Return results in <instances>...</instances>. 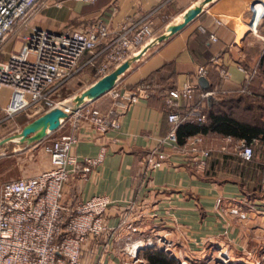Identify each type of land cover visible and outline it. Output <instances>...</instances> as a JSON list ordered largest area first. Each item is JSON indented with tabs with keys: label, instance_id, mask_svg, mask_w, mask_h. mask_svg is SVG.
I'll list each match as a JSON object with an SVG mask.
<instances>
[{
	"label": "crops",
	"instance_id": "crops-1",
	"mask_svg": "<svg viewBox=\"0 0 264 264\" xmlns=\"http://www.w3.org/2000/svg\"><path fill=\"white\" fill-rule=\"evenodd\" d=\"M203 1L51 0L31 20L34 27L58 32L83 29L98 19L115 30L124 22L149 17L154 30L153 40L139 52V57L138 53L129 58L128 68L115 81L122 89H132L146 78L153 83L147 98L130 104L120 114L117 130L99 134L87 122L72 127L65 119L46 136L73 133L76 142L71 154L79 159L94 157L101 146L105 148L101 163L84 177L70 172L62 191L61 202L68 209L97 194L111 201L103 214L105 230L99 236H88L80 246L81 264H150L146 254L151 249L144 244L158 237L170 242L169 257L174 264H215L218 250L227 251V264H264V159L255 157L250 164L244 163L237 154L242 139L203 134L204 147L209 150L203 170L190 168L168 148L165 151L169 158L159 168L147 171L143 162L144 154L157 147L170 128L163 96L185 83L203 89L199 77H195L199 66L207 70L203 76L208 82L206 89L215 86L227 93L241 86L248 72L255 69L249 90L264 101V45L259 36L249 32V27L255 26L264 37V0ZM196 6H200L199 13L169 34L168 28L181 23L187 10ZM210 35L216 39L211 40ZM90 57L89 53L82 55L74 77L52 93L54 101L69 96L73 82L85 81L87 88L96 81L94 67L87 63ZM100 60L101 56L94 63ZM220 68L228 72L226 79L221 78ZM5 90L8 89L0 90V108L6 105ZM100 97L90 101L104 111L111 99ZM193 106L202 112L208 108L197 92L190 101L183 99L180 109L186 112ZM21 114L27 117L25 121L20 119ZM40 114L36 108L18 114L12 129L19 132L32 120L31 116ZM43 139L24 142L29 146ZM253 143L256 146L259 142L253 139ZM47 165V158L35 164L29 176L47 169ZM218 198L220 208L215 205ZM233 205L245 210L248 218L239 220L230 215L227 209ZM131 246L136 249L135 258L128 253Z\"/></svg>",
	"mask_w": 264,
	"mask_h": 264
},
{
	"label": "built area",
	"instance_id": "built-area-1",
	"mask_svg": "<svg viewBox=\"0 0 264 264\" xmlns=\"http://www.w3.org/2000/svg\"><path fill=\"white\" fill-rule=\"evenodd\" d=\"M50 1L0 0V90H10L8 102L0 111L6 118L27 113L31 108L43 113L60 106L66 98L56 102L51 95L74 77L84 53L91 55L87 63H92L97 80L138 54L154 38L149 17L137 22H124L115 30L99 19L83 29L58 32L32 26L33 16ZM79 1L92 3L96 0ZM249 32L259 36L264 45V37L258 34L255 26H250ZM210 39L216 38L210 35ZM98 46L99 50L95 51ZM100 56L101 60L94 63ZM206 73L205 66H199L195 77ZM219 74L223 79L228 77L223 68L219 69ZM255 74V69L248 72L237 92L251 95L248 83ZM151 89V84L145 81H140L132 89H122L114 84L107 92L111 104L106 110L92 105L90 100L77 102L75 99L76 107L62 104L67 116L61 119L60 124L65 119L72 127L87 122L99 134L117 130L120 114L130 104L147 98ZM196 92L200 99H205L226 91L215 86L199 89L197 85L185 83L165 93L163 101L170 128L159 139L158 146L144 154L147 171L159 168L169 158L165 148L181 156L183 162L194 170H203L207 166L209 150L204 147L203 134L188 136L182 143L178 142L176 135L184 120L181 101H190ZM187 115L198 121L205 118L198 106L188 108ZM46 136L41 148L48 157L49 167L36 175L10 179L0 185V264H81L82 242L90 235H101L106 228L103 214L111 203L107 196L93 195L78 202L73 209L66 208L61 202L69 173L79 172L84 177L101 163L105 148L101 146L94 157L79 159L71 154L76 142L73 133ZM237 154L249 160L252 157L251 145L240 140ZM262 184L264 186V172ZM215 205L220 208V198ZM247 206L254 209L252 204ZM227 212L239 220L248 218L247 212L239 205L230 206ZM156 244L171 255V244L165 238L148 239L144 245L156 248ZM130 248L128 253L135 258L136 249ZM228 261L227 251L218 250L216 264H227Z\"/></svg>",
	"mask_w": 264,
	"mask_h": 264
},
{
	"label": "trees",
	"instance_id": "trees-1",
	"mask_svg": "<svg viewBox=\"0 0 264 264\" xmlns=\"http://www.w3.org/2000/svg\"><path fill=\"white\" fill-rule=\"evenodd\" d=\"M142 81L152 83L150 78ZM202 101L208 104V108L201 111L205 116L202 121L188 116L187 111L183 112L184 120L176 130L179 143H182L186 137L196 134L228 135L242 139L251 145L252 157L249 160L242 159L244 163L250 164L255 157L264 159L263 99L233 90L207 97ZM253 139H257L258 145H254ZM148 249L151 250L147 252L146 259L150 264H174V261L163 250Z\"/></svg>",
	"mask_w": 264,
	"mask_h": 264
},
{
	"label": "rangeland",
	"instance_id": "rangeland-1",
	"mask_svg": "<svg viewBox=\"0 0 264 264\" xmlns=\"http://www.w3.org/2000/svg\"><path fill=\"white\" fill-rule=\"evenodd\" d=\"M36 24L40 25L36 21ZM73 82L74 86L71 88L72 92L66 97V103L69 104L70 101L76 99V97L85 89V81ZM69 86V85H68ZM10 95V90H5L3 92V100L7 103ZM108 95L104 94L102 97L105 99ZM69 98V99H68ZM92 105H96L95 101H91ZM24 113V112H23ZM1 114V113H0ZM31 114V113H30ZM22 121H25L27 117L24 114L19 115ZM34 116V115H33ZM33 116L29 119H33ZM0 185L10 179L29 176L32 172V168L35 164L39 162H44L46 160L49 162L48 157L43 152L41 142L33 145H27L23 141L21 143L18 138L14 137L18 132L12 129L13 118H6L5 115H0ZM30 117V116H29ZM47 165L45 168H48ZM32 175V173H31ZM216 258V256H214ZM216 264V262L214 261Z\"/></svg>",
	"mask_w": 264,
	"mask_h": 264
},
{
	"label": "water",
	"instance_id": "water-1",
	"mask_svg": "<svg viewBox=\"0 0 264 264\" xmlns=\"http://www.w3.org/2000/svg\"><path fill=\"white\" fill-rule=\"evenodd\" d=\"M207 1L209 0H204L203 2L205 3ZM199 11L200 6H196L187 10L183 16L182 22L170 26L168 28V33L173 34L174 32L178 31L197 13H199ZM160 40H162V38ZM144 50L142 52H144ZM140 54L141 53H139L137 57H139ZM128 66L129 60L119 64L115 69L100 77L83 91H81V93L76 97V101L81 102L84 100V98L93 100L108 92L115 84L117 77L122 74L128 68ZM198 82L201 88L206 89L208 87V82L203 76L198 78ZM69 104L74 107L77 106V103L75 102H69ZM66 116L67 113L64 111L63 106L53 107L26 123L14 137L18 138L20 142L26 141L30 143L41 140L48 133L56 130L60 125L61 119L65 118Z\"/></svg>",
	"mask_w": 264,
	"mask_h": 264
},
{
	"label": "bare ground",
	"instance_id": "bare-ground-1",
	"mask_svg": "<svg viewBox=\"0 0 264 264\" xmlns=\"http://www.w3.org/2000/svg\"><path fill=\"white\" fill-rule=\"evenodd\" d=\"M66 100H67V99H66ZM66 100H64V102H62V104H63L65 107L71 106L70 104H67V103L65 102ZM84 100H88V98H84ZM70 102H75L74 98H73V100L70 101ZM62 104H61L60 106H62Z\"/></svg>",
	"mask_w": 264,
	"mask_h": 264
}]
</instances>
